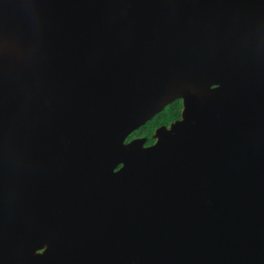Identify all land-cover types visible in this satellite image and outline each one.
Instances as JSON below:
<instances>
[{"label":"water","instance_id":"water-1","mask_svg":"<svg viewBox=\"0 0 264 264\" xmlns=\"http://www.w3.org/2000/svg\"><path fill=\"white\" fill-rule=\"evenodd\" d=\"M0 264H264V0H0Z\"/></svg>","mask_w":264,"mask_h":264},{"label":"trees","instance_id":"trees-1","mask_svg":"<svg viewBox=\"0 0 264 264\" xmlns=\"http://www.w3.org/2000/svg\"><path fill=\"white\" fill-rule=\"evenodd\" d=\"M182 101L180 99L174 100L167 105L162 111L154 115L150 120L141 125L138 129L133 131L125 140L129 142L133 139H144V146H150L154 143V132L160 127H168L171 123L179 121L181 118Z\"/></svg>","mask_w":264,"mask_h":264},{"label":"rangeland","instance_id":"rangeland-1","mask_svg":"<svg viewBox=\"0 0 264 264\" xmlns=\"http://www.w3.org/2000/svg\"><path fill=\"white\" fill-rule=\"evenodd\" d=\"M50 246H51V243H47V242L41 243L39 248L34 249L33 256H36V257L46 256Z\"/></svg>","mask_w":264,"mask_h":264},{"label":"flooded vegetation","instance_id":"flooded-vegetation-1","mask_svg":"<svg viewBox=\"0 0 264 264\" xmlns=\"http://www.w3.org/2000/svg\"><path fill=\"white\" fill-rule=\"evenodd\" d=\"M168 128V127H167Z\"/></svg>","mask_w":264,"mask_h":264}]
</instances>
